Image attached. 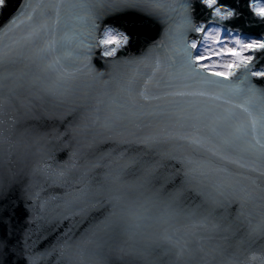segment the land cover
I'll return each mask as SVG.
<instances>
[{"label":"snow or ice","instance_id":"1","mask_svg":"<svg viewBox=\"0 0 264 264\" xmlns=\"http://www.w3.org/2000/svg\"><path fill=\"white\" fill-rule=\"evenodd\" d=\"M9 9L0 23V208L14 188L30 203L24 264H237L224 244L208 243L216 234L235 238L233 257L260 241L239 264H264V89L252 82L264 79V34L240 28L264 27V0H0V14ZM129 9L162 19L164 40L114 58L130 35L104 27L98 36L99 21ZM96 49L114 58L106 72L92 67ZM165 97L223 103L153 104ZM41 117H72L54 136L69 137L68 163H51L52 151L17 131ZM107 143L78 165L82 149ZM27 156L35 161L20 182L9 165ZM38 178L60 191L42 195ZM49 235L55 243L38 249ZM7 246L0 240V251Z\"/></svg>","mask_w":264,"mask_h":264},{"label":"water","instance_id":"2","mask_svg":"<svg viewBox=\"0 0 264 264\" xmlns=\"http://www.w3.org/2000/svg\"><path fill=\"white\" fill-rule=\"evenodd\" d=\"M19 2V0H12L13 8ZM195 4V0H192ZM226 2H231V0H226ZM12 9H9L8 12L0 14V23L5 24L8 22L7 18L9 14L12 13ZM245 17L248 16V10L244 9ZM194 18L198 21L203 22L207 19V13L203 8L197 6V11L194 13ZM101 28L97 33L99 36L102 33L104 27H113L119 31L124 32L126 35H130V41L127 45L117 50V56L114 58H130V57H140L146 53V51L152 47V45L160 43L164 40V33L166 31L167 25L162 21V19L155 16L149 15L146 12H141L138 10L129 9L124 12H111L104 15L99 21ZM228 27H231L233 24H236L237 21H224L222 22ZM241 32L248 33L249 35L255 36L257 34H264V27L258 25H250L245 27L244 25L240 26ZM191 39V34L189 36ZM100 49L95 50V54L92 57V67L98 72L107 71V60L114 58H100ZM264 66V60H261L257 63V67ZM144 71H148L145 69ZM106 78V77H105ZM252 82L261 89H264V79L261 78H252ZM155 94L163 96V90H154ZM177 102L180 103V106H186V102H195L200 108H204L208 105H219L222 104V101H212L207 97H165L159 101H153V104H160L164 108H172L177 106ZM72 117H67L65 120H55L47 119L44 117L38 119H26L17 124V131L23 132L25 129H28L26 133V139L31 142L36 140L39 142V146H42L46 150H50L53 153L54 159L51 160L53 164H66L69 162V155L73 150L72 143L69 142V137L65 134L61 140H56L54 138L56 133H65V125L68 120H71ZM110 143L96 145L93 149H82L83 155L78 159V165L84 164L85 160L89 158L92 151H99L104 148L111 147ZM35 151V149H33ZM35 157L27 156L21 161L9 165L13 172L18 173L17 180L24 182L28 179L25 175L29 169L33 166ZM95 173H90V178L94 176ZM131 179V177H129ZM39 181V178H38ZM40 187L44 189L42 195H47L51 191H57L58 189H49L47 185L43 184L42 181H39ZM256 204L259 205L260 201L257 200ZM26 208L30 209L29 201L25 200L23 193L19 191L18 188L9 194L6 201H3V208H0V217L8 216L9 221H5L7 224V229L5 230L3 225H0V240L6 239L8 241V246L5 251H0V264H24V257L22 256V247L25 239V234L34 228V225L29 222V211H26ZM6 209V211H4ZM236 210V205H230L227 209L228 218L231 220L232 213ZM261 209L257 206L253 212V222L259 219V212ZM246 223V222H245ZM245 229L242 228L241 232ZM223 234H216L213 236L212 240L208 243L215 244L217 242L222 243L227 248L225 252L226 259H235L237 264L239 262L245 261L246 257L252 251H258L260 241H257L255 244L249 245L245 243L240 250V253L235 257L231 256L230 253L233 252V248L227 247L229 244H232L235 238H231L228 241H223ZM239 235V234H238ZM55 243L52 235H49L43 243L38 244V249H44L45 245L49 243ZM43 264V262H42ZM51 264V261H49ZM254 264H259V262H254Z\"/></svg>","mask_w":264,"mask_h":264},{"label":"rangeland","instance_id":"3","mask_svg":"<svg viewBox=\"0 0 264 264\" xmlns=\"http://www.w3.org/2000/svg\"><path fill=\"white\" fill-rule=\"evenodd\" d=\"M231 59H232V57L230 55H226L224 57H213V60H217L218 63H225V62H227V61H229ZM205 63H207V61H205ZM214 70L215 71H221L223 69H221L220 67H217Z\"/></svg>","mask_w":264,"mask_h":264}]
</instances>
